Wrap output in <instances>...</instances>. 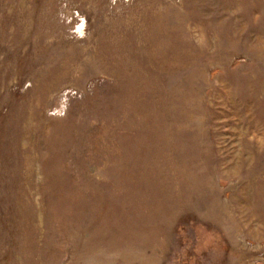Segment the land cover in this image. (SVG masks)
Listing matches in <instances>:
<instances>
[{
	"label": "rangeland",
	"instance_id": "rangeland-1",
	"mask_svg": "<svg viewBox=\"0 0 264 264\" xmlns=\"http://www.w3.org/2000/svg\"><path fill=\"white\" fill-rule=\"evenodd\" d=\"M0 264H264V0H0Z\"/></svg>",
	"mask_w": 264,
	"mask_h": 264
}]
</instances>
